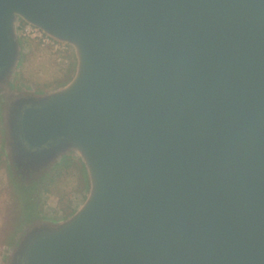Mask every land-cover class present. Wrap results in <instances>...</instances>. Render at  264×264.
I'll return each mask as SVG.
<instances>
[{"label":"water","instance_id":"obj_1","mask_svg":"<svg viewBox=\"0 0 264 264\" xmlns=\"http://www.w3.org/2000/svg\"><path fill=\"white\" fill-rule=\"evenodd\" d=\"M20 20L77 70L12 96L14 160L73 152L91 190L28 228L10 264H264V0H0V86Z\"/></svg>","mask_w":264,"mask_h":264},{"label":"rangeland","instance_id":"obj_2","mask_svg":"<svg viewBox=\"0 0 264 264\" xmlns=\"http://www.w3.org/2000/svg\"><path fill=\"white\" fill-rule=\"evenodd\" d=\"M22 22L25 21L20 20L19 26ZM18 37L19 66L12 79L0 86V154L3 156L0 188L5 190L0 194V264H10L9 257L28 228L38 223L54 224L69 219L86 202L91 190L86 166L73 152L41 168L50 167L51 170L44 172L34 183L28 178L36 170L21 169L13 155L7 152L5 142L9 139V145L11 143L7 111L12 96L42 95L63 88L77 70L76 53L69 44L43 31L39 37L25 36L19 30ZM69 156L79 164L74 170H62V161ZM54 178L56 180L52 182ZM42 216L44 219L40 220Z\"/></svg>","mask_w":264,"mask_h":264},{"label":"trees","instance_id":"obj_3","mask_svg":"<svg viewBox=\"0 0 264 264\" xmlns=\"http://www.w3.org/2000/svg\"><path fill=\"white\" fill-rule=\"evenodd\" d=\"M25 24H27L26 22H22L21 24H20V28H19V30H20V32H21V30H22V28H23V26L25 25ZM2 154H0V164L2 163ZM79 163L75 160V158L74 157H72V156H69L68 158H65L63 161H62V170L64 169V170H68V169H75V166L77 167V165H78ZM81 164V163H80ZM65 172V171H64ZM56 179L54 178L53 180H52V182H54ZM2 189L0 188V194H2L5 190H3V191H1ZM49 191V190H48ZM1 196V195H0ZM7 197H9V194H8V196Z\"/></svg>","mask_w":264,"mask_h":264},{"label":"flooded vegetation","instance_id":"obj_4","mask_svg":"<svg viewBox=\"0 0 264 264\" xmlns=\"http://www.w3.org/2000/svg\"><path fill=\"white\" fill-rule=\"evenodd\" d=\"M9 139H7V141L5 142V144H6V149H7V152L9 153V154H11V155H13L11 152H10V150H11V148H10V145H9V141H8ZM15 167L17 168V171L19 170L18 169V166L15 164ZM53 168V167H52ZM50 171L51 169H50V167H47V168H45V169H40L39 171H34L33 173H31V175L29 176V181H31V183H34V180H36L37 178H39L40 176H42V174L44 173V172H46V171ZM19 172V171H18ZM20 173V172H19ZM43 218H41L40 220H43L44 219V216H42ZM40 220H35V222H38V221H40ZM27 228V227H26ZM21 233H23V231L21 232ZM20 233V234H21Z\"/></svg>","mask_w":264,"mask_h":264},{"label":"built area","instance_id":"obj_5","mask_svg":"<svg viewBox=\"0 0 264 264\" xmlns=\"http://www.w3.org/2000/svg\"><path fill=\"white\" fill-rule=\"evenodd\" d=\"M23 31V34L26 36V35H33V36H41L42 34V31L35 27V26H32L30 24H27V26L25 28L22 29Z\"/></svg>","mask_w":264,"mask_h":264}]
</instances>
